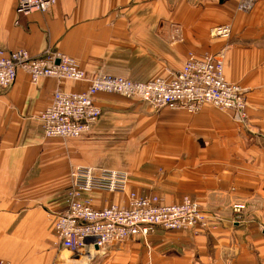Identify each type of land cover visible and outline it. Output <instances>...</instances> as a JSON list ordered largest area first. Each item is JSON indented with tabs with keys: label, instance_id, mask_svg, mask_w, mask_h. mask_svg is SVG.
<instances>
[{
	"label": "crops",
	"instance_id": "1",
	"mask_svg": "<svg viewBox=\"0 0 264 264\" xmlns=\"http://www.w3.org/2000/svg\"><path fill=\"white\" fill-rule=\"evenodd\" d=\"M0 0V52H62L86 72L135 82L170 78L191 55L224 50L226 80L249 102L246 129L211 106L155 110L137 98L95 97L103 116L77 139H48L40 120L59 84L20 71L0 91V262L8 264H264V0H56L47 14H16ZM228 26L230 39L213 38ZM87 82L66 81L68 91ZM80 165L127 171L130 190L166 205L184 196L208 213V231L155 228L89 262L61 254L54 233L70 172ZM96 199L97 207L124 195ZM234 203L246 210L236 213Z\"/></svg>",
	"mask_w": 264,
	"mask_h": 264
},
{
	"label": "built area",
	"instance_id": "2",
	"mask_svg": "<svg viewBox=\"0 0 264 264\" xmlns=\"http://www.w3.org/2000/svg\"><path fill=\"white\" fill-rule=\"evenodd\" d=\"M257 0H241L240 9L250 11ZM56 0H17L16 14L28 17L34 13L47 14ZM213 38L230 39L228 26L216 27ZM20 71H24L36 85L42 78H54L59 87L52 104L40 120L48 139H76L88 133L102 117V109L95 103L99 94H118L137 98L155 110L184 109L198 113L203 107L229 111L234 121L249 129V102L245 89L226 80L224 50L196 57L191 55L184 67L170 78L135 82L123 77L98 75L87 79L86 72L66 54L49 48L40 55L24 49L0 52V91L12 88ZM87 82L82 92L63 89V82ZM130 173L123 170L80 165L71 171V188L67 207L55 217L54 233L61 254H69L81 262H89L107 253L111 245L123 244L136 236H147L155 228L166 231H208L209 214L189 196L180 202L166 205L158 196L140 195L130 190ZM102 192L124 195L122 203L104 208L95 207L96 199L89 193ZM244 204L233 210L241 213ZM0 264H8L0 262Z\"/></svg>",
	"mask_w": 264,
	"mask_h": 264
},
{
	"label": "rangeland",
	"instance_id": "3",
	"mask_svg": "<svg viewBox=\"0 0 264 264\" xmlns=\"http://www.w3.org/2000/svg\"><path fill=\"white\" fill-rule=\"evenodd\" d=\"M62 53V52H61ZM64 54V53H63ZM79 66V65H78ZM79 68H81L80 66H79ZM82 69V68H81ZM66 82V81H65ZM76 83H82V82H76ZM59 84V83H58ZM64 84V82L62 83V85ZM61 85V86H62ZM64 89V88H63ZM65 90V89H64ZM66 91H68V90H66ZM84 91V90H83ZM70 92H77V91H70ZM79 92H82V91H79ZM114 95H118V94H114ZM119 96H121V95H119ZM123 97V96H122ZM95 103H96V101H95ZM96 105H97V103H96ZM98 106V105H97ZM99 107V106H98ZM102 109V108H101ZM154 109V108H153ZM165 109V108H164ZM102 112H103V110H102ZM103 114H104V112H103ZM103 114H102V116H103ZM91 130V129H90ZM87 134V133H86ZM82 137V136H81ZM80 138V137H79ZM59 139H61V138H59ZM77 139V138H76ZM63 140H70V139H63ZM72 171V170H71ZM131 176V175H130ZM70 181H71V172H70ZM71 188V184H70V187H69V189ZM69 189H68V191H69ZM68 191H67V193H66V207H67V199H68ZM90 194H91V197H93V198H98V197H102L103 196V198L104 197H106V196H114V195H111V194H105V193H102V192H95V193H89L88 195L90 196ZM194 200V199H193ZM194 201H196V200H194ZM197 202V201H196ZM198 203V202H197ZM235 204H239V203H234L233 205H232V210H233V206L235 205ZM94 206L95 207H97L98 205H96V204H94ZM104 208L105 206H101V207H99V208ZM246 207V206H245ZM246 210V209H245ZM234 211V210H233ZM54 224H55V221H54Z\"/></svg>",
	"mask_w": 264,
	"mask_h": 264
}]
</instances>
